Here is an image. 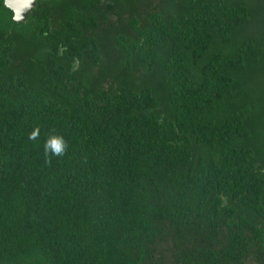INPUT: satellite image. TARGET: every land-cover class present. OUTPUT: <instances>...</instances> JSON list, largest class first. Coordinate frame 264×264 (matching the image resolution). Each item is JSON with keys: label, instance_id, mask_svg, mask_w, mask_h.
<instances>
[{"label": "trees", "instance_id": "16d2710c", "mask_svg": "<svg viewBox=\"0 0 264 264\" xmlns=\"http://www.w3.org/2000/svg\"><path fill=\"white\" fill-rule=\"evenodd\" d=\"M12 15L0 0V264H264V0Z\"/></svg>", "mask_w": 264, "mask_h": 264}, {"label": "clouds", "instance_id": "9594fccd", "mask_svg": "<svg viewBox=\"0 0 264 264\" xmlns=\"http://www.w3.org/2000/svg\"><path fill=\"white\" fill-rule=\"evenodd\" d=\"M34 0H22V6L19 9H13V19L16 21L21 20L22 13L25 10L31 8ZM73 70H77V66L73 65ZM40 129L39 127L34 128L28 135V139L36 141L39 139ZM68 148V143L62 135L59 134H49L47 139L43 144V150L45 155V162L51 164V158L62 157L65 155Z\"/></svg>", "mask_w": 264, "mask_h": 264}, {"label": "water", "instance_id": "95a60500", "mask_svg": "<svg viewBox=\"0 0 264 264\" xmlns=\"http://www.w3.org/2000/svg\"><path fill=\"white\" fill-rule=\"evenodd\" d=\"M36 2H37V0H34V2H33V4H32V6H31V8L28 9V10L23 11V13H22V17H23V18H22L21 20H19V21H22V20H24L26 17H28V15H29L31 9L36 5ZM4 4H5L6 7L9 8V9L12 11V13H13V9H19V8L22 6V0H4ZM13 15H14V13H13ZM13 15H12V18H13ZM15 21H16V20H15Z\"/></svg>", "mask_w": 264, "mask_h": 264}, {"label": "flooded vegetation", "instance_id": "af4514ba", "mask_svg": "<svg viewBox=\"0 0 264 264\" xmlns=\"http://www.w3.org/2000/svg\"><path fill=\"white\" fill-rule=\"evenodd\" d=\"M3 3H4V0H3ZM5 5V4H4ZM6 6V5H5ZM9 9V8H8ZM10 10V9H9ZM263 193H264V190H263ZM264 195V194H263ZM260 216L258 217L257 216V220H256V223L261 226L263 228V231H264V211L263 213L259 214ZM247 262V263H246ZM245 264H253V263H250L248 262V260H246ZM257 264H261V263H257Z\"/></svg>", "mask_w": 264, "mask_h": 264}, {"label": "rangeland", "instance_id": "374dc122", "mask_svg": "<svg viewBox=\"0 0 264 264\" xmlns=\"http://www.w3.org/2000/svg\"><path fill=\"white\" fill-rule=\"evenodd\" d=\"M250 29H251V30H256L257 28H256V27H252V26H250Z\"/></svg>", "mask_w": 264, "mask_h": 264}]
</instances>
